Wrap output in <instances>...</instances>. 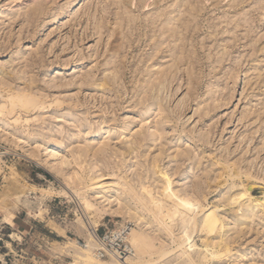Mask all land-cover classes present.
<instances>
[{
	"label": "rangeland",
	"instance_id": "rangeland-1",
	"mask_svg": "<svg viewBox=\"0 0 264 264\" xmlns=\"http://www.w3.org/2000/svg\"><path fill=\"white\" fill-rule=\"evenodd\" d=\"M0 107V264H264V0H0Z\"/></svg>",
	"mask_w": 264,
	"mask_h": 264
},
{
	"label": "bare ground",
	"instance_id": "bare-ground-1",
	"mask_svg": "<svg viewBox=\"0 0 264 264\" xmlns=\"http://www.w3.org/2000/svg\"><path fill=\"white\" fill-rule=\"evenodd\" d=\"M10 101H11V103L13 105H22L23 103H25V105H28V104L32 105L33 102H34L33 98L30 99V97H28L26 95H22V94L21 95L18 94L17 96H12ZM25 105H24V107H26ZM233 176L234 177L236 176L235 173H234ZM104 180H105L104 177L101 178V181H104ZM243 185H245V184H243ZM245 186H242L241 187L242 190H239V191H242L241 198L245 197V196L249 197L250 201L252 203H255V205H257L258 211H260V212H262L264 214V196L255 200L254 196H253V193L252 194L248 193V191L245 188ZM98 187H100L101 189L105 188L104 184H99ZM156 207L158 208L159 212L162 211V207H161L160 204H156ZM186 207H187V209H190L191 208L190 203L187 202V201H184L182 198H179L178 199V203L171 207L172 208V213L170 215H164L163 214V215H160V216H162L164 220H169V219L173 220L175 217L184 218L185 216H188V212L186 211ZM203 216H204V219H203L201 228H203L204 230L208 231L209 234L212 235L220 227H223V222L220 219L217 210H214V209L210 208V209L206 210L203 213ZM171 222H173V221H171ZM168 228H169V226H168ZM90 233H91L92 240H90V244L87 245V250L84 251V253H85L84 256L81 257V259H83L84 262H86V264H120V263L123 262V260H126L128 262V264H162L169 258V255H170V253H168V252L167 253H161L160 255H158L157 260H155V258H151L149 260H145L142 257H138L136 254L134 255L133 254L134 250L132 249L133 251H132L131 254L133 255V257H131V259H129V261L127 259L128 257L126 255V253H123V252H120V251H119V256H115L114 255V257H113L114 260L113 261H109V262L103 261V260H100L101 258L98 256V253H94L93 252V249H92L93 246L92 245H93V242L96 239H95L94 234L92 232H90ZM117 233H120V232H117ZM129 234L131 235L130 231H129ZM132 236H133V234H132ZM125 237H126V235H125ZM177 241L179 242L177 250H179L181 252L180 256L187 255L188 251L190 249L189 246L191 245V243H193V241L191 239L187 238V235L182 236L181 238L177 239ZM101 247H104V246L100 243L98 249L101 248ZM173 251H171V252H173ZM220 251H221V249L220 250L212 249L210 254H205L204 255V261H205V259L206 260L209 259V261L215 259L217 256H219ZM111 255H113V254H111ZM129 256H130V254H129ZM152 256L153 255H151L150 257H152Z\"/></svg>",
	"mask_w": 264,
	"mask_h": 264
},
{
	"label": "built area",
	"instance_id": "built-area-1",
	"mask_svg": "<svg viewBox=\"0 0 264 264\" xmlns=\"http://www.w3.org/2000/svg\"><path fill=\"white\" fill-rule=\"evenodd\" d=\"M132 228L131 224L128 226L121 228L117 231H114L112 233H108L105 236L101 237L97 234L98 239L100 240V243L104 246L99 249H97L98 256L102 260H112V255L115 254L117 249H120L122 252H125L126 255L132 253V248L128 241L125 239V235H129V231ZM120 232V233H117ZM82 245V243H81Z\"/></svg>",
	"mask_w": 264,
	"mask_h": 264
}]
</instances>
